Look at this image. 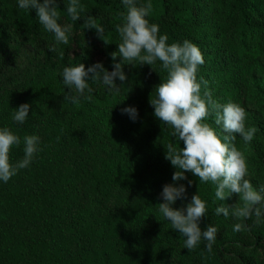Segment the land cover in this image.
<instances>
[{"label": "trees", "instance_id": "16d2710c", "mask_svg": "<svg viewBox=\"0 0 264 264\" xmlns=\"http://www.w3.org/2000/svg\"><path fill=\"white\" fill-rule=\"evenodd\" d=\"M67 2H60L61 24L73 23ZM150 2L147 19L159 25L169 43L189 40L202 52L197 78L208 81L213 98L235 102L246 112L255 109L247 85L264 66V0ZM81 4L86 15L103 25L109 44L94 29H84L81 18L69 44L51 52L53 34L44 30L35 11L20 9L18 0H0V127H9L21 139L38 135L41 149L27 168L0 181V264H264V219L259 224L255 217L244 221L250 231H233L237 221L231 215L215 214L222 203L215 199V186L200 183L191 173L177 183L186 186L188 199L197 192L206 201L200 227L217 229L212 252L203 240L196 249H185L184 237L159 213L162 186L172 183L176 170L164 158V146L175 142L172 129L154 117L149 104L154 86L166 75L159 62L124 61L128 79L118 93L89 81L90 101L65 100L64 66L102 62L112 70L110 53L120 42L115 25L126 11L121 0ZM116 62H121L119 56ZM22 103L30 109L21 125L11 115ZM127 106L138 110L135 122L121 114ZM207 122L220 131L212 118ZM240 139L237 135L238 148ZM254 139L248 178L264 185V131ZM9 155L13 163L21 160L23 143ZM236 200L233 194L223 203ZM181 205L177 200L173 207Z\"/></svg>", "mask_w": 264, "mask_h": 264}, {"label": "clouds", "instance_id": "9594fccd", "mask_svg": "<svg viewBox=\"0 0 264 264\" xmlns=\"http://www.w3.org/2000/svg\"><path fill=\"white\" fill-rule=\"evenodd\" d=\"M61 0H18V7L28 11L34 10L44 30L53 34L55 45L49 51L56 52V45H68L74 23L83 18L84 29H94L98 39L105 45V28L94 16L86 15L81 0H68L66 11L73 23H59ZM124 12L120 13L121 22L115 25L120 42L117 51L110 53L112 70H107L102 62H95L85 68L83 63L72 64L62 68L60 77L69 89L65 100L78 104L80 99L91 100L93 89L89 81H100L108 87L109 92L118 93L120 86L128 77L123 66L159 62L166 75L154 86L155 95L149 99L154 109V117L172 129L175 142L164 146V158L176 169L172 174V183L162 186L159 194L163 202L158 203V211L170 222L173 230H178L184 237V248L192 251L201 241H206L208 253L216 240L217 229L207 225L203 229L200 221L207 212L206 201L196 193L188 199L186 186L178 181L187 180L186 173H191L200 183H211L215 186V199L221 201L215 208V214H223L238 221L233 231H250L251 225L244 221L255 217L254 224L264 219V185L259 190L254 188L249 177L247 160L235 140L237 135L244 144H249L257 132L254 126H246L247 113L239 104L227 101L219 102L213 98L208 88V81L198 79L199 67L204 63L203 54L193 42H168L167 34H161L159 25L150 23L152 13L150 0L138 4V0H121ZM119 56L121 62H116ZM119 81L118 85L116 81ZM30 105L22 103L12 109L11 119L17 124H24L29 115ZM135 122L138 110L134 106L121 109ZM214 120L218 132L207 121ZM183 147H180V142ZM23 143L24 156L13 163L10 152L13 146ZM40 137L26 134L21 137L9 127H0V181L8 182L19 170L27 168L34 156L41 150ZM192 180H188L191 186ZM238 197L231 205L223 203L232 195ZM177 200L181 207L174 208ZM184 201H187L184 203Z\"/></svg>", "mask_w": 264, "mask_h": 264}, {"label": "rangeland", "instance_id": "374dc122", "mask_svg": "<svg viewBox=\"0 0 264 264\" xmlns=\"http://www.w3.org/2000/svg\"><path fill=\"white\" fill-rule=\"evenodd\" d=\"M247 96L249 98L255 99L256 108L247 111V119L246 126H254L257 128V131H264V66L260 67V71L252 73L249 77L248 85H247ZM255 139H253L249 144H244L242 139H240L238 146L239 149L242 150L246 156L247 165H248V157L251 148L254 146ZM249 171V169H248ZM254 188L259 190L262 183L258 181L251 180ZM238 200V197H237ZM238 222V221H237Z\"/></svg>", "mask_w": 264, "mask_h": 264}]
</instances>
